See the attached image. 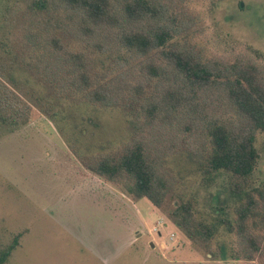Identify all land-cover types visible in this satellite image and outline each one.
<instances>
[{
    "label": "rangeland",
    "instance_id": "1",
    "mask_svg": "<svg viewBox=\"0 0 264 264\" xmlns=\"http://www.w3.org/2000/svg\"><path fill=\"white\" fill-rule=\"evenodd\" d=\"M158 1L179 44L205 61L251 64L264 79V0ZM15 30L9 28L12 40ZM107 40L105 47L114 46V37ZM69 47L82 51L89 72L112 87L143 79L135 56L124 61L75 40ZM0 76L23 112L14 125L0 120V250L16 240L3 264H264V202L252 192L257 214L245 220L259 252L251 260L232 258L246 244L235 230L240 200L229 194L226 174L207 176L200 154L188 148L200 141L198 126L182 131L175 125L179 116L166 114L163 103L153 116L134 121L120 104L55 101L44 82L27 72L15 69L11 82L2 71ZM172 84L165 76L144 88L160 101ZM193 101L202 116L211 113L213 96L202 91ZM131 137L160 159L169 184L160 207L135 199L121 179L106 180L86 167L116 156ZM254 147L258 159L246 189L264 182L263 133H255ZM180 199L190 202L196 218L216 225L208 240L190 239L176 226L169 213Z\"/></svg>",
    "mask_w": 264,
    "mask_h": 264
},
{
    "label": "trees",
    "instance_id": "2",
    "mask_svg": "<svg viewBox=\"0 0 264 264\" xmlns=\"http://www.w3.org/2000/svg\"><path fill=\"white\" fill-rule=\"evenodd\" d=\"M163 13L158 0H0V73L11 82L15 69L27 72L44 82L55 101L65 97L99 106L120 104L134 121L153 116L163 103L166 114L179 116L175 125L182 126V131L198 126L200 141L188 148L192 146L200 154L207 176L226 174L229 194L240 200L235 208V230L247 247L245 244L242 254L231 257L251 260L260 248L256 245L258 237L245 232V220L257 214L252 212L257 203L252 192L264 202V182L248 189L246 185L258 159L255 133L264 134V79L248 63L202 60L198 52L174 40L175 30L162 20ZM9 28L16 29L13 40ZM97 34L104 43L108 36L114 37V46L105 47ZM71 40L100 51L105 48L109 56L124 61L135 56L141 83L112 87L110 80L89 72L90 61L86 63L82 51L69 47ZM165 76L173 84L159 101L144 87L160 83ZM202 91L213 96L212 111L207 116L200 114L203 108L198 109L193 101ZM19 102L0 80V120L13 125L22 122ZM135 139L131 137L116 156L98 159L86 167L106 180L121 179V187L135 199L144 197L153 207H160L169 188L159 171L160 159H152L145 143ZM169 215L190 239L206 241L216 230L214 223L196 218L190 202L181 199ZM15 241L0 250V264Z\"/></svg>",
    "mask_w": 264,
    "mask_h": 264
},
{
    "label": "water",
    "instance_id": "3",
    "mask_svg": "<svg viewBox=\"0 0 264 264\" xmlns=\"http://www.w3.org/2000/svg\"><path fill=\"white\" fill-rule=\"evenodd\" d=\"M239 5H241V3H239Z\"/></svg>",
    "mask_w": 264,
    "mask_h": 264
}]
</instances>
